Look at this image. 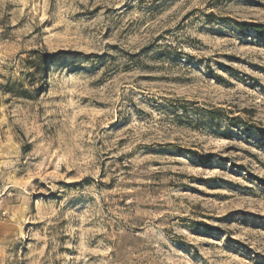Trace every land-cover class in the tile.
Wrapping results in <instances>:
<instances>
[{
    "label": "rangeland",
    "instance_id": "obj_1",
    "mask_svg": "<svg viewBox=\"0 0 264 264\" xmlns=\"http://www.w3.org/2000/svg\"><path fill=\"white\" fill-rule=\"evenodd\" d=\"M0 264H264V0H0Z\"/></svg>",
    "mask_w": 264,
    "mask_h": 264
}]
</instances>
